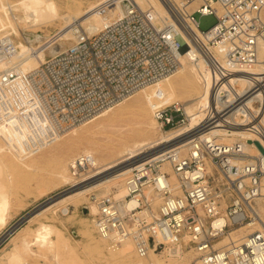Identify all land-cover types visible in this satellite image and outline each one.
<instances>
[{
	"label": "built area",
	"instance_id": "2783aa9c",
	"mask_svg": "<svg viewBox=\"0 0 264 264\" xmlns=\"http://www.w3.org/2000/svg\"><path fill=\"white\" fill-rule=\"evenodd\" d=\"M164 1L174 21L127 0L123 15L104 30L89 33L74 26L75 39L66 50L27 71L12 62L18 40L1 37L2 137L18 153L39 150L66 129L178 72L189 49L187 54L204 57L213 76L208 103L201 109L204 116L191 132L196 136L185 154L173 148L136 165L125 181V198L90 196L98 207V236L113 244L130 239L140 257L151 251L169 255L181 247L194 249L202 264H264V217L259 211L264 155L255 144L264 148V81L255 74L259 64L264 72V0ZM196 14L214 15L217 23L202 30ZM181 20L196 25L202 49L187 48ZM59 34H51L46 47L56 44ZM222 47L221 55L217 49ZM244 73H252L250 86L236 90L235 76ZM153 112L166 132L190 124L179 103L155 104ZM234 128L254 137L237 139L230 150L211 134ZM245 143L258 154L245 152ZM70 170L80 184L88 182L97 170L95 157L78 156ZM70 209L63 207L61 213L68 215ZM258 226L263 229L237 244L219 245L243 227Z\"/></svg>",
	"mask_w": 264,
	"mask_h": 264
},
{
	"label": "bare ground",
	"instance_id": "6f19581e",
	"mask_svg": "<svg viewBox=\"0 0 264 264\" xmlns=\"http://www.w3.org/2000/svg\"><path fill=\"white\" fill-rule=\"evenodd\" d=\"M20 1V3L17 4L14 2L16 5H12L13 3L11 2L10 4V1L4 2L3 0H0V38L3 36H13L18 40V53L13 58L12 62L17 63L18 66L25 71L36 68L42 61L66 50L75 39L74 26H82L89 33L99 32L104 30L110 23L120 18L127 8V0H92L91 2H87L89 6L86 9L76 6L75 8H70L69 13L64 16L59 13L60 9L58 8L56 0ZM131 1L144 8H151L154 13L163 18V20L174 21L169 7L170 5L168 6L164 0ZM22 5L24 14L18 16L14 11H18ZM179 6V1L174 3V7L178 10ZM171 7L173 9V6ZM59 20L64 21L63 26L59 31L61 39L56 44L46 47L45 43L49 40L51 34L45 35L42 26H47L48 24L55 23ZM181 23L180 27L183 34L182 40L185 42L187 48H190L188 44H191L193 48H197L198 50L201 47H204L205 45L202 44L201 39V32L197 30L196 25L187 23L184 20H181ZM20 24H24V27L21 28ZM188 50L189 49L184 50V54H182V65L178 72L160 79L142 89V91L139 90L135 92L117 105L107 108L91 119L83 122V124L66 129L62 134L58 135L55 140L46 145L49 146L56 144L66 137L77 136L84 127L90 126L91 124L103 125L107 120L106 118L115 114L118 109L122 108L124 104L127 103V101L143 93H148L149 95L148 99L143 103L145 109L151 115L149 121H136L132 123V126H129L122 124L121 121H126L124 119V116L126 115L121 113V115L116 117V120L109 121L110 123L108 125L110 128L114 127L117 129V141H120L129 131L144 134L145 137L136 140L131 144H123V148L113 154V160L107 163H104L100 158L96 157L91 148L84 149L85 151L83 150V154L93 155L95 157L97 169H100L95 173L94 179L80 186L79 184L81 181H76L72 185L76 186L74 189L38 208L29 216L31 218L27 217V219H25L24 226H19L18 229L14 228L16 229L14 232L15 234H11L9 243L0 251V264H43L39 262L40 259L49 260L51 262L44 264H75V261H70L66 256L69 250H66L67 238L63 235L62 229L55 224L41 220L46 217L48 211L56 206H62V208L75 206L73 215L67 217V221H70L73 227H75L74 225H78L75 220L78 216L76 207H87L89 209L83 219L84 222L81 221L80 223V230L83 232L91 248L104 249L107 246V248L111 250L110 259H112L111 261L113 264H173L175 258L181 257V247L169 254L171 259H169L168 262H165L162 260L163 257H160V254L162 253H157L155 251H151L146 257H140L136 252L133 241L130 239L123 240L121 244H114L115 246L113 247L111 245L112 242L108 239L98 236L95 220L98 207L96 203L91 200L90 196L94 194L92 192L95 190H103L105 196L112 194L117 199L125 198L128 195V190L124 181L136 165H124V163L130 162V160L126 159L143 152L145 149H156L159 146L166 145L157 152H151L152 154L150 153L147 156L144 155L145 157H143V159L141 157L142 160L140 163L173 148H176L181 152L188 149L189 140L196 136L191 132L195 130L199 121L202 120L204 116L201 109L208 103L207 96L213 78L204 57L202 56L199 59L197 53H195V56L194 53L187 54L186 52ZM224 51V47L217 49V53L221 55ZM263 58L264 49L262 51L261 59ZM262 67L261 64L256 66L255 70L257 71H255V74L259 75V80L264 81V72L261 71ZM4 68L5 65L0 64V71ZM250 74L252 73H244L235 76V80L233 81L234 88L236 90H242L250 86ZM154 100H161L165 102V104H181L190 118V124L179 131L168 132L167 135L155 138L154 134L159 125L156 119L152 117V102ZM0 133L3 134V130H0ZM211 134L218 138V142L225 144L226 148L231 146L230 150L233 149V144L237 139L254 137L244 128H234L229 130L216 129L212 131ZM46 146L41 147L40 150ZM111 149V145L101 146L99 151L104 155H109ZM244 150L252 155L258 154V150L248 143H245ZM0 162L2 165L0 166V173H7L11 169L33 170L39 167L35 161V156L32 155L29 156V158H25L24 154L18 153L10 147L3 140L2 136H0ZM67 164L68 162H59L51 173V176L59 183L68 184L72 180L74 181L71 170L69 171ZM122 164L124 166L120 167ZM209 166L211 167L210 164ZM172 182L175 184L177 182V178L174 175L172 176ZM88 195L89 201L83 202L84 199H87ZM63 196L65 198L62 199L61 197ZM259 211L264 217V209L259 208ZM17 225H19V223ZM32 225L37 226L34 228ZM63 226L68 228L67 224L64 222ZM259 229H263V226L253 229L243 227L234 233L233 238H225L219 245H227L230 243L237 244L246 235L252 234ZM93 233L96 235L94 236ZM188 240V238L185 239L186 244L188 243ZM62 245H64V249L62 248ZM31 260H35V262L31 263ZM197 264L202 263L198 260Z\"/></svg>",
	"mask_w": 264,
	"mask_h": 264
},
{
	"label": "rangeland",
	"instance_id": "374dc122",
	"mask_svg": "<svg viewBox=\"0 0 264 264\" xmlns=\"http://www.w3.org/2000/svg\"><path fill=\"white\" fill-rule=\"evenodd\" d=\"M3 1H10V4L11 2L13 3L12 5H16L14 4V2H16L17 4L21 2L20 0L19 2L18 0ZM91 1L92 0H79V3L78 0H56L58 8L60 9L59 13L64 16L69 13L70 8H75L76 6H80L83 9H86L89 6L87 2ZM22 8L23 5L20 6V9L18 11H14V13H16L18 16H22V14H24V9ZM195 17L199 21L200 28L202 30H208L217 23V19L214 15L196 14ZM63 22V20H59L55 23L48 24L47 26L44 25L45 27L42 26L45 35L56 33V31L59 32L61 27L63 26ZM20 27L23 28L24 24H20ZM148 97V93H143L127 101V103L124 104L122 108L118 109L115 114L107 117V120L103 125L91 124L90 126L84 127L77 136L66 137L58 143L46 146L41 150L39 149L33 152L25 153V158H29V156L32 155L35 156V161L39 165L37 169H11L7 173H0V251L9 243L11 234H15V230L18 229L19 226L22 227L25 225V220L22 221L25 216L36 211L38 208L44 206L51 200L58 198L59 195L65 194L76 187L72 186L76 182L75 179L68 184H63L57 182V180H55L51 176L52 171L59 162H68L67 165L70 171V164L72 160L78 155L83 154L84 149L91 148L93 154L96 157L100 158L104 163H107L113 160V154L121 150L123 148V144H131L134 141L145 137L144 134L135 131H129L121 138L120 141H117V129H115L114 127L110 128L108 127V125L110 123L109 121L116 120V117L121 115V113L126 115L124 116V119L126 121H121L122 124L132 126V123L136 121H149L151 115L147 112L145 106L143 105L144 101H146ZM152 103L153 105L160 103L165 104V102L161 100H154ZM152 117H154V112L152 113ZM159 129L160 127H158L155 131V138H160L163 135H167L168 132ZM0 136H2L1 133ZM108 145L112 146V149L110 150L112 154L109 153V155H104L100 153L99 150L101 146ZM165 146L166 145H162L156 149H145L143 152H140L139 154L126 159L130 160V162L124 163V165L130 164L132 166H135L140 163L143 157L149 155L151 152H157ZM186 152L187 150L183 151L184 154ZM20 153L23 154L22 152ZM124 165L122 164L120 165V167ZM0 166H2L1 162ZM99 170L100 169L95 170L94 173H97ZM94 177L95 176L89 177V181L90 179H94ZM80 185L82 184H79V186ZM92 193L98 195L99 197L105 196L103 190H95ZM61 198L63 199L65 197L63 196ZM87 201H89V195L87 196V199H84L83 202ZM76 208L78 216L75 220L78 225H74L75 227H73L70 221H67V217L69 215H73L75 206H72L70 213L65 216L61 213L62 206H56L48 211L46 213V217L42 218L41 220L44 222L55 224L62 229L63 235L67 238L66 250H69V252H67L68 254H66V256L70 261H75V264H113L111 261L112 259H110L111 250H109L107 246L104 249H95L89 246L87 239L85 238L83 232L80 230V223L81 221L84 222L83 219L86 214L83 213L82 207L78 206ZM259 208L264 209V202H261L259 204ZM63 222L67 224L68 228H65L63 226ZM18 223L19 225H17ZM36 226L37 225H32V227L34 228ZM95 235L96 234H94V236ZM111 245L113 247L115 246L113 243ZM63 246L64 245H62V248L64 249L65 247ZM169 256L170 255H168L167 253L160 254V257H163L162 260H164L165 262H168L169 259H171ZM198 256L199 255L197 254V252L192 248H187L184 250L182 249L181 257L175 258V260H173V264H197L199 260ZM32 262L34 263L35 260H31V263ZM39 262L43 264L51 263L49 260L45 259H40Z\"/></svg>",
	"mask_w": 264,
	"mask_h": 264
},
{
	"label": "water",
	"instance_id": "95a60500",
	"mask_svg": "<svg viewBox=\"0 0 264 264\" xmlns=\"http://www.w3.org/2000/svg\"><path fill=\"white\" fill-rule=\"evenodd\" d=\"M255 144L257 145V147L260 149V151L263 153V155H264V148H263V146L259 143V142H255ZM62 195V194H61ZM61 195H59V196H61ZM88 208L87 207H84L83 208V213L84 214H87L88 213ZM33 213V212H32ZM31 213V214H32ZM31 214H28L27 216H25L23 219H22V221H24L25 219H27V217H29Z\"/></svg>",
	"mask_w": 264,
	"mask_h": 264
}]
</instances>
